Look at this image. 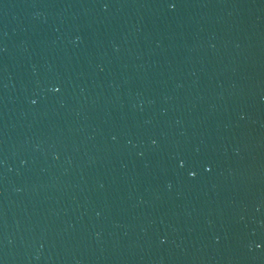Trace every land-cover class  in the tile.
Instances as JSON below:
<instances>
[{"label":"water","instance_id":"water-1","mask_svg":"<svg viewBox=\"0 0 264 264\" xmlns=\"http://www.w3.org/2000/svg\"><path fill=\"white\" fill-rule=\"evenodd\" d=\"M0 264H264V0H0Z\"/></svg>","mask_w":264,"mask_h":264},{"label":"snow or ice","instance_id":"snow-or-ice-1","mask_svg":"<svg viewBox=\"0 0 264 264\" xmlns=\"http://www.w3.org/2000/svg\"><path fill=\"white\" fill-rule=\"evenodd\" d=\"M169 7H173V8H174V7H175V3H174V2H173V3H170V4H169ZM59 90H60L59 88H55V89H54V91H57V92H59ZM33 103H35V101H33ZM184 166H185L184 163H181V164H180V167H181V168H183ZM208 170L210 171L211 169L209 168ZM190 175H191L193 178H195V173H194V172H191ZM258 247H259V245H258Z\"/></svg>","mask_w":264,"mask_h":264}]
</instances>
